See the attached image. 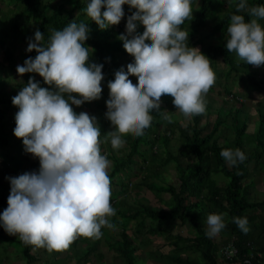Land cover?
Returning a JSON list of instances; mask_svg holds the SVG:
<instances>
[{
  "label": "clouds",
  "instance_id": "clouds-1",
  "mask_svg": "<svg viewBox=\"0 0 264 264\" xmlns=\"http://www.w3.org/2000/svg\"><path fill=\"white\" fill-rule=\"evenodd\" d=\"M135 10L127 17L125 51L134 63L115 73L108 83L109 99L105 117L113 130L105 134L114 150H119L128 134L142 136L153 119L150 112L159 110L161 97H173V104L185 118L205 112L203 97L215 83L210 60L198 48L189 47L188 32L179 26L192 16L191 0H90L86 14L101 29L119 25L125 16L123 6ZM247 8L245 0L236 11ZM102 9L103 12H102ZM253 19L232 15L227 29L226 48L248 65H264V5L248 9ZM143 34L136 32L137 25ZM89 27L70 22L63 30L50 29L47 44L39 29L28 42V52L35 51L17 73H35L50 88L41 87L34 77L12 98L18 107L15 137L22 139L24 150L39 159L38 172L9 177L7 208L0 214V225L10 236L26 245L61 252L77 237L100 238L101 228L116 226L108 217L115 216L110 204L108 169L111 162L101 154V130L97 118L80 107L98 100L103 91L102 65L89 64L90 50L85 46ZM138 78L134 85L129 76ZM51 89V90H50ZM167 112V111H165ZM165 119L169 117L165 115ZM221 156L231 165L246 157L239 150H222ZM246 234L247 218H233ZM209 238L226 227L223 216L207 217Z\"/></svg>",
  "mask_w": 264,
  "mask_h": 264
},
{
  "label": "trees",
  "instance_id": "trees-1",
  "mask_svg": "<svg viewBox=\"0 0 264 264\" xmlns=\"http://www.w3.org/2000/svg\"><path fill=\"white\" fill-rule=\"evenodd\" d=\"M89 2L88 0H0V55L5 64L13 65L15 56L11 47H15L14 44L20 40L29 42L34 39L37 29L44 35L43 43L47 44L51 35L50 29L63 30L73 20L78 24L86 23L90 31L85 46L94 50L92 52L90 50L88 63L103 66L104 79L101 82L103 91L100 99L82 105L89 107L95 115L107 110L106 102L110 98L108 83L114 81L115 73L121 69L127 73V66L134 63V57L125 51L123 41L118 37L122 34L126 35L127 17L135 10L130 11L129 6L124 5L125 16L119 25L101 30L86 14L85 10ZM240 2L241 0H191L192 16L179 28L188 32L189 37L186 43L189 47L198 48L210 60L213 71H218L220 65L229 68L223 73L229 82L231 79L234 81V73L238 76L243 71L248 81L241 77L242 83L249 86V90H258L264 94V78L258 81L251 73L254 66L248 65L245 61L237 63L236 53L229 52L226 48L229 39L227 29L231 23V16L242 15L245 22H249L253 17L250 16L248 9L264 5V0H245L247 8L237 12L236 8ZM2 3L7 5V10L1 9ZM210 20L214 22L213 26L210 31L203 33L206 23ZM190 21H195L196 24L191 27ZM258 21L260 24L264 22V20ZM144 30L142 25H137L138 34L142 35ZM35 56V51L27 54L19 53L18 60L20 57L21 65H23L26 59L29 57L34 59ZM260 67L264 69V65ZM28 75V78L34 77L41 87L50 88L38 74ZM221 75L222 71L215 74V82L221 83L219 80ZM129 79L134 85L138 84L137 77L130 75ZM223 87L227 95L236 96L232 93L230 86L223 84ZM213 89L214 86L208 93H211ZM173 99L169 95L161 97L160 108L150 112L153 119L142 136L135 137L128 134L130 149L128 153L121 155L112 148L110 140L105 142V134L109 132L108 126H99L100 140L109 148V155L106 153V156L113 162V168L108 175L111 181L110 204L116 214L111 216V222L120 224L122 229L119 239L114 244L107 241L110 251L123 259L125 264H138L141 250L137 242L144 241V234H150L164 237L165 244L173 249V254L169 256L173 264H264V193L262 200H249V190L254 186L251 164L256 162V165H261L264 170V110L259 109L256 128L254 132L248 133V118L240 116L241 109L233 110L231 124L228 118L229 115H233V112L226 116L223 111L217 114L213 124L206 126L202 125L205 113L191 116V121L187 124L165 119V115L170 117L169 107ZM11 109H15L16 113L19 111L18 107L13 105L11 97L0 93V156H2L0 163L4 165L3 171L17 177L27 165L26 172H38L40 164L27 163L31 159L24 150L22 139L14 135L16 125L10 126L8 122V113ZM73 110L77 113L75 109ZM104 114L106 113H102V116ZM97 119L100 123V115ZM229 132L233 133L231 139L228 137ZM176 137L181 141L182 149L174 155L170 152L169 145ZM221 138H224L226 142H222ZM13 140L18 148L17 155H12L9 151ZM249 144L253 147L247 150L245 145ZM228 149L241 150L246 159L243 162L237 161L235 165L229 164L221 156L222 150ZM158 151L164 152L166 157L161 163L155 164L153 160L158 158ZM182 156L187 162L182 161ZM171 162L176 166L177 182L156 184L154 180H159L161 172ZM128 171H137L131 172L132 177L136 178L144 173L141 185L160 198L164 194L168 195L170 207L157 210L143 204L129 206L123 201H117L115 198L118 194L117 189L127 188L124 179L127 178ZM215 176H221L226 180L223 187L218 185ZM8 197L9 195L3 190L0 192V214L8 206ZM210 214L225 217L226 227L222 229V232L227 239L220 243L216 242L214 237L209 238L206 235L207 217ZM235 217L247 218L249 231L246 234L233 222ZM132 221H137V225L130 229ZM147 221L152 225H147ZM187 224H190L193 229L191 236L185 237L179 232L174 233L178 225ZM105 228H101L102 236H105L103 233ZM0 235L5 236L3 243H0L2 245L0 263L6 259L10 260V251L15 248L20 249L19 254L24 264H62L63 262L62 259L48 262V259L44 258L48 253L45 248H35L24 244L18 235H8L2 225H0ZM80 240L81 238L74 240L69 248L75 247ZM83 240L89 247L77 264H91L94 256L100 260L101 253L98 251V245L101 237L92 244L89 238ZM228 247L236 250V253L232 256L226 255L225 250ZM40 249L44 257L39 254ZM52 253L61 252L53 251ZM189 254L197 255L198 258Z\"/></svg>",
  "mask_w": 264,
  "mask_h": 264
},
{
  "label": "rangeland",
  "instance_id": "rangeland-1",
  "mask_svg": "<svg viewBox=\"0 0 264 264\" xmlns=\"http://www.w3.org/2000/svg\"><path fill=\"white\" fill-rule=\"evenodd\" d=\"M90 1V0H88ZM3 10H7L8 7L6 4L2 3V8ZM194 18V17H193ZM191 18V19H193ZM190 19V20H191ZM213 21H208L206 23V27H204V30L202 31L203 33H207L210 31L211 27L213 26ZM260 23V21H258ZM190 26H194L196 24L195 21H190ZM262 28H264V22L260 24ZM206 28V29H205ZM30 37V36H29ZM199 37H201V34H199ZM15 47H11L12 52L14 54V62L13 65H7L3 62L1 55H0V93L2 95H7L8 97H15L20 90L22 89L23 86H26L28 83V80L30 78L28 74H24L23 76H20L16 69L18 65H21V59L18 56L20 54H27L30 53L27 51L28 48V42H24L22 40L18 41L16 44H14ZM235 60L237 63L242 62L243 60H240L238 56H235ZM218 71H214L215 74H217L219 71H222V75L219 77L221 80V83H214V89L211 93L206 94V96L203 97L204 103H205V114L204 118L202 120V125L206 126L209 124H213L214 121L217 118V114L220 111H223V114L227 116V114L233 112V110L236 109H241L240 116L241 117H246L248 118V133L249 132H254L255 126L259 117L258 111L259 109L264 110V94L258 92V90L251 91L249 90V86H245L242 83L241 77H244L245 81H248V77L245 72L242 71L241 74L238 76L234 73V81L231 79L227 80L224 77V72L229 70L224 65H220L218 67ZM264 69L262 67H256L254 66L253 70H251V73H253L256 76V79L259 81L264 78ZM221 73V72H220ZM227 82V83H226ZM223 84H227L228 86L231 87L232 93H234L236 96L227 95L225 93ZM249 84V83H248ZM244 86V87H243ZM228 102V103H226ZM73 109L77 111V114L80 112H86L90 116H95L96 118L98 115L101 117V122L99 123L97 119V124L98 126H108L109 132L113 130V127L111 125V122L106 119L105 114L102 116V113H106L107 110L100 112L99 114H93L89 107L86 106H80L76 107L75 105L72 106ZM169 112H170V117L169 119L173 121H177L179 123L187 124L188 122L191 121V117L185 118L184 115L176 109V107L173 104V101L170 104L169 107ZM15 109H11L8 113V122L11 125H16L15 122ZM97 115V116H96ZM234 116L229 115L228 121L229 124H231V119ZM103 119V120H102ZM10 126L8 125V130H10ZM212 129V126H210ZM229 139L233 137V133L229 132ZM126 143L122 148L117 150L121 155L128 153L129 152V140H128V135L122 137ZM15 140L12 141V145L9 148L10 154L12 155H17L18 154V148L15 146ZM222 142H226L224 138H221ZM181 141L178 139V137L173 138L170 142L169 145V150L172 152L174 155L179 153V151L182 149L180 145ZM253 146L252 145H245V148L247 150H250ZM100 149H101V154L108 153L109 148L107 145H105L104 142H101L100 144ZM5 153V152H4ZM118 153V154H119ZM158 151V158L154 159L155 164L161 163L166 155H164V152ZM150 154L149 157L151 156V152L148 153ZM6 155V154H5ZM31 161L27 163H39V159L33 157L31 154H28ZM109 155V153H108ZM2 157V156H0ZM1 159V158H0ZM8 159V158H7ZM2 160V159H1ZM111 162V166L108 169V173H110L111 169L113 168V162L112 160H109ZM182 161L187 162L186 158L182 156ZM26 163V164H27ZM251 171H252V179L254 181V186L251 187L249 190V200L250 201H259L262 200L263 198V193H264V170L261 168V165H256V162H253L251 164ZM4 165L0 163V192L3 190L7 195L10 194V181L9 177H14L15 175L13 174H6L4 171ZM27 165L23 167V170L17 175H21L26 173ZM138 171V170H137ZM137 171H128L129 174H127V178L124 179V183L127 185V188L121 189L118 188V194L115 196L117 198V201H123L124 203H127L129 206H137V205H144V206H149L153 209L161 210V209H168L170 207L171 203L169 200V196L164 194L162 197L156 196L153 192L149 191L146 187L141 185V182L143 181L144 173L141 174L138 178L132 177V173H135ZM12 172V171H11ZM161 176L158 179H155V183L158 185H164V184H170V183H176L177 182V170L176 166L173 162L169 163L161 172ZM129 177V178H128ZM215 179L218 181V185L223 187L226 183V180L221 177V176H215ZM115 188V187H114ZM113 188V189H114ZM205 206V205H204ZM203 206V207H204ZM125 207V206H123ZM206 206L204 207V209ZM118 209V207H116ZM117 218L119 219V216L117 215ZM108 219L111 222V217H108ZM223 221L225 222V217L223 216ZM113 223V222H111ZM114 224V223H113ZM151 223L147 221V225H150ZM116 227L114 229H109L105 228L104 234L105 236H101V242L98 245V251L101 253V258L98 260L95 256L93 257V261L91 264H125L123 259H120L116 253L110 251L109 245L107 241H109L111 244H114L118 239H119V234L122 232L120 224H114ZM137 225V221H132L130 223V229L135 228ZM152 225V224H151ZM192 228L190 224L181 226L178 225L176 229L174 230V233H180L185 237L191 236ZM131 232V230H130ZM5 236L0 235V243H3V239ZM7 237V236H6ZM106 237V238H105ZM144 241L139 240L137 243L138 248L141 250L140 251V257L138 260V264H173L171 260L169 259V256L173 254V249L171 247H168L165 244V239L163 236H151L150 234H144ZM81 240L77 243V245L73 248L66 249L64 251H61V253H52L48 252L47 257H44V254L42 253V249L39 250V254L41 257H44L48 259V262L51 260V262H54L56 259H62L63 262L62 264H77L79 258L87 251V248L89 247L88 244L84 242V237H77L78 240ZM109 240H106V239ZM216 242H222L227 239L226 236L223 235V232H221L216 235L215 237ZM97 238H89L90 244L94 243ZM0 248H2V245H0ZM78 250V254H77ZM14 251V252H13ZM18 252V253H17ZM2 253V251H0ZM20 249L15 248V250L10 251V260H4V262H1L0 264H24L22 262V257L19 254ZM167 254V255H165ZM169 254V255H168ZM187 254V253H186ZM185 254V255H186ZM195 258H198L197 255L194 254H189ZM46 256V255H45ZM117 256V257H116ZM165 256V258H164ZM60 263V262H59ZM36 264H43V263H36Z\"/></svg>",
  "mask_w": 264,
  "mask_h": 264
},
{
  "label": "built area",
  "instance_id": "built-area-1",
  "mask_svg": "<svg viewBox=\"0 0 264 264\" xmlns=\"http://www.w3.org/2000/svg\"><path fill=\"white\" fill-rule=\"evenodd\" d=\"M235 253H236V250H234V249H232L230 247L226 248V250H225V254L228 255V256H232Z\"/></svg>",
  "mask_w": 264,
  "mask_h": 264
}]
</instances>
